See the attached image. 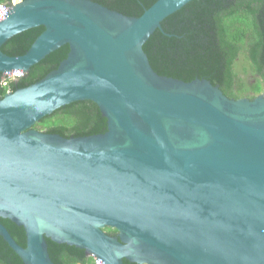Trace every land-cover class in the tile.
<instances>
[{
	"label": "water",
	"instance_id": "water-1",
	"mask_svg": "<svg viewBox=\"0 0 264 264\" xmlns=\"http://www.w3.org/2000/svg\"><path fill=\"white\" fill-rule=\"evenodd\" d=\"M192 1L158 0L141 17L91 0L4 10L0 73L26 75L70 47L58 69L0 99V218L27 245L1 221L0 235L24 264H55L47 239L102 264H264V92L233 99L207 79L159 75L144 50ZM38 27L26 54L2 50ZM80 101L98 105L106 133L34 128Z\"/></svg>",
	"mask_w": 264,
	"mask_h": 264
},
{
	"label": "trees",
	"instance_id": "trees-1",
	"mask_svg": "<svg viewBox=\"0 0 264 264\" xmlns=\"http://www.w3.org/2000/svg\"><path fill=\"white\" fill-rule=\"evenodd\" d=\"M11 0H0L8 2ZM130 17H141L158 0H91ZM144 46L153 69L162 76L185 82L207 79L229 98L255 99L264 92V0H194L166 18ZM44 27L33 28L10 39L2 50L10 56L26 54ZM69 45L48 55L28 74L12 80L0 73V99L10 91L29 87L67 59ZM4 83H7L6 85ZM35 129L66 138L104 134L108 120L92 101L72 103L45 117ZM21 246L27 245L25 229L0 218ZM105 231L118 236L115 229ZM55 264H94L84 250L47 239ZM0 264H24L0 235ZM124 264H135L127 260Z\"/></svg>",
	"mask_w": 264,
	"mask_h": 264
},
{
	"label": "built area",
	"instance_id": "built-area-1",
	"mask_svg": "<svg viewBox=\"0 0 264 264\" xmlns=\"http://www.w3.org/2000/svg\"><path fill=\"white\" fill-rule=\"evenodd\" d=\"M15 3H16L15 0H11L8 2H0V20L2 18H4V16H5L4 10H9L13 6V4H15ZM14 74L16 75V78H15V76H14V78L10 77L12 80H17L19 77L23 76L21 73H18V72L14 73ZM4 84L6 85L7 83H4ZM94 259H95L94 264H102L99 259H97V258H94Z\"/></svg>",
	"mask_w": 264,
	"mask_h": 264
},
{
	"label": "rangeland",
	"instance_id": "rangeland-1",
	"mask_svg": "<svg viewBox=\"0 0 264 264\" xmlns=\"http://www.w3.org/2000/svg\"><path fill=\"white\" fill-rule=\"evenodd\" d=\"M16 2H19L20 0H15ZM11 77V78H14V76H15V78H16V75L14 74V73H12V74H6V77Z\"/></svg>",
	"mask_w": 264,
	"mask_h": 264
}]
</instances>
